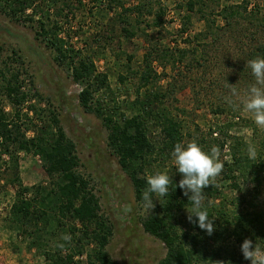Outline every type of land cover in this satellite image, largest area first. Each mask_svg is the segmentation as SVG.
I'll use <instances>...</instances> for the list:
<instances>
[{
  "label": "trees",
  "instance_id": "trees-1",
  "mask_svg": "<svg viewBox=\"0 0 264 264\" xmlns=\"http://www.w3.org/2000/svg\"><path fill=\"white\" fill-rule=\"evenodd\" d=\"M175 1V9L182 8L186 12L179 17L177 31L181 37H186L183 39L186 46L181 48L152 43L148 39V31L156 29L161 33L166 23L165 9L158 1L108 0L109 10H120L116 20L119 34L130 39L142 36L148 44L142 56L143 70L137 73L135 95L127 107L131 113L127 115L119 112L120 107L115 101L108 104L103 101L102 94L109 89L107 75L98 72L90 56L74 49L65 37L56 34L60 23L72 28L81 0H0V11L14 23L34 31L35 38L52 51L54 62L69 70L73 83L81 87L77 95L79 106L100 120L106 130L107 148L130 179L135 201L140 205L141 193L147 188L146 177L152 173L153 164L173 160L171 153L175 143H185L181 122L171 117L164 106L167 99H174L175 93L184 90L176 87L177 77L205 67L212 55L214 61L218 60L214 63H222L221 68L218 67L220 79L235 85L243 93L255 83L247 61L264 57L263 4L249 8L250 4L242 0L219 8L214 16L212 5L217 6L219 0H186L185 7L179 0ZM127 3L130 7H126ZM193 15L198 16L203 29L190 37ZM65 36L68 40L72 38L68 34ZM221 49L223 55L216 59L219 57L216 51ZM1 51L0 48V58ZM131 60L132 57L128 56L127 61ZM13 61L20 62L18 58ZM167 68L175 73L171 78L173 84L168 83L162 89L157 86L166 78ZM21 73L0 59V99L4 98L13 111L9 116L0 105V157L8 158L4 185L15 189L7 219L24 233L28 227L33 228L36 239L42 235L45 238V234L52 236L46 228L50 219L54 220L56 229L71 235L70 243L61 238L51 241L52 247L42 254L47 264H82L77 260L82 257L85 258L83 264H119L107 252L112 227L101 214L99 199L90 181L80 173L75 144L66 135L58 116L30 104L27 110L33 112V117L28 113L21 116L24 105L36 96L32 93L33 82ZM119 80L124 82L127 77L119 76ZM23 87L27 90L23 91ZM146 88H149L148 93L140 92ZM223 88L228 90L226 85ZM192 92H195V85ZM226 105H217L213 114L223 115L227 110H233L230 106L224 108ZM228 129L229 125H221L203 134L196 127L188 136L206 152L213 145L219 146L221 151L220 159L224 165L221 177L204 190L208 218L214 226L211 235L198 227L195 217L192 223L188 220L179 222V215L191 208L188 197L176 186L182 179L181 174L168 171L172 180L168 195L157 199L153 194L154 208L149 210L141 224L145 233L166 248L165 256L157 264L242 263L243 257L225 245L230 240L237 250L244 239L264 248V158H253L249 153L251 146L243 138L229 135ZM156 130L160 134L158 140L153 137ZM28 132L33 135L28 137ZM225 149L228 160L222 159ZM22 152L41 160L50 180L48 186H23L18 158ZM221 183L227 184L238 196L225 197ZM230 206L236 210H231ZM240 207L243 209L238 210ZM40 222L45 228L38 226ZM59 243H64L65 248H58Z\"/></svg>",
  "mask_w": 264,
  "mask_h": 264
},
{
  "label": "rangeland",
  "instance_id": "rangeland-1",
  "mask_svg": "<svg viewBox=\"0 0 264 264\" xmlns=\"http://www.w3.org/2000/svg\"><path fill=\"white\" fill-rule=\"evenodd\" d=\"M155 1L164 7L166 23L161 33L156 29L147 32L149 41L168 47L186 46L183 43L186 37H181L177 32L180 27L179 17L184 16L185 10L182 8L176 10L175 0ZM179 1L185 7L186 0ZM246 1L250 4L249 8L264 5V0ZM240 2L242 0H219L217 6L212 5L214 7L212 14L217 15L219 8L225 5ZM108 3V0H81V7L76 12L75 19L72 20V28H66L60 23L56 34L60 38L65 37V41L74 49L91 57L98 72L108 77L109 89L103 92V101L107 104L115 101L120 107L119 112L129 115L131 111L127 107L134 98L135 87L138 83L137 75L143 70L142 56L148 44L142 36L137 35L130 39L119 34V24L116 20L120 10L116 8L109 10ZM126 7H130L128 3ZM216 19L218 23H221L218 17ZM129 20L133 21V17L129 16ZM202 29L203 23L197 15H193L188 35L192 37L194 33ZM65 34L72 38L66 39ZM0 48L2 50L1 61L7 62L15 70L22 71L21 75L29 76L33 82L32 93L36 96L24 105L21 116L28 113L29 117H33V112L27 110L29 104L37 109L52 111L58 116L66 135L75 144L76 155L80 162V173L90 181L99 199L101 214L107 218L112 227V235L107 246L110 257L119 264H157L165 256L166 248L159 240L144 232L141 221L149 211H145L142 205L135 201L130 179L121 170L116 157L107 148L106 130L100 120L92 114L85 113L79 106L77 95L81 87L73 83L69 70L54 62L52 51L35 38L34 31L27 26L14 23L1 11ZM216 54L219 56L216 59H221L223 50L216 51ZM128 56L132 57L131 62L127 61ZM16 58L20 60L19 63L13 61ZM214 58L211 55L210 62L206 63L205 67L195 70L193 74L186 72L181 78L177 77L176 87H183L184 90L175 93L174 99H167L164 106L167 107L171 117H176L181 122V132L186 137L185 143L190 141L188 136L192 135L196 127L201 133L206 134L210 128L229 125V135L243 138L251 148L255 149V157L264 158V131L260 130L242 109H229L230 105L226 102V97L229 96L230 91L228 88V90L223 88L226 85L225 80L220 79L219 75L222 63H214L218 61H214ZM155 68L158 72L161 71L157 65ZM165 73L166 78L161 80L157 86L162 89L166 88L168 83L173 84L171 78L173 74L175 75L169 68L165 70ZM119 76L127 77V80L121 82ZM194 85L195 92L193 93ZM22 90L27 89L23 87ZM140 92L148 93L149 88ZM221 103L227 104L224 108L229 109L228 112L223 115H214L212 110ZM0 105L9 116H12V108L4 98L0 99ZM32 135L33 132H28V137ZM153 135L155 139H159L160 134L157 130ZM18 158L23 186L49 185L50 180L38 157L22 152L18 154ZM222 159H229L227 149L222 152ZM7 167V156H1L0 264H47L42 255L43 251L50 249L51 241H57L63 233L60 229H56L57 226L53 219H50L46 226L52 236L45 234V238L42 235L40 239H36V232L33 228L28 227L24 233L11 224L7 217H9V209L15 199V189L10 185H4ZM158 170L178 172L173 160L154 163L152 173ZM220 177L219 175L216 179L219 180ZM221 184L225 197L238 196L237 192L226 186L227 184ZM262 196L264 200V192ZM156 198L161 197L156 195ZM125 204L132 207V211L128 214L122 211ZM229 208L236 210L231 206ZM242 209V207L238 208V210ZM187 211L190 212V209L179 215V222H187ZM38 226L45 228L43 222H40ZM42 239H44L43 243ZM37 243H40L41 247H38ZM225 245L230 250H234L236 255L243 257L241 250L234 247L232 240ZM84 259L82 257L77 260L83 264ZM228 264H251V261L243 257L242 263Z\"/></svg>",
  "mask_w": 264,
  "mask_h": 264
},
{
  "label": "clouds",
  "instance_id": "clouds-1",
  "mask_svg": "<svg viewBox=\"0 0 264 264\" xmlns=\"http://www.w3.org/2000/svg\"><path fill=\"white\" fill-rule=\"evenodd\" d=\"M247 67L250 69L255 83L241 93L235 85H229L225 81L226 87L230 91L226 102L233 110L242 109L250 116L253 123L264 131V57L257 56L249 59ZM249 153L255 158L254 148H250ZM171 156L178 173L182 176L176 186L183 190V195L188 197L191 202L190 212L187 211L189 223H192L193 217H195L198 227L211 235L214 232V226L212 220L208 218L204 190L212 186L223 171L224 165L220 159L219 146L213 145L210 151L206 152L195 140L186 143L177 142ZM146 183L147 188L141 193L142 207L145 211H151L154 208L153 194L159 197L167 196L172 180L166 171L158 170L147 175ZM122 211L125 214L130 213L131 205H123ZM61 239L70 243L72 237L70 234H63ZM56 246L60 249L65 248L64 243H59ZM240 250L244 259L250 260L251 264H264V248L257 244L253 245L251 240L244 239ZM215 264H228V262L215 261Z\"/></svg>",
  "mask_w": 264,
  "mask_h": 264
}]
</instances>
